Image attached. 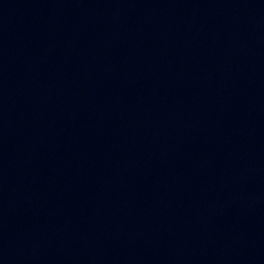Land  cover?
<instances>
[{"label":"water","instance_id":"water-1","mask_svg":"<svg viewBox=\"0 0 264 264\" xmlns=\"http://www.w3.org/2000/svg\"><path fill=\"white\" fill-rule=\"evenodd\" d=\"M0 264H264V0H0Z\"/></svg>","mask_w":264,"mask_h":264}]
</instances>
